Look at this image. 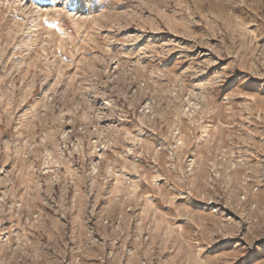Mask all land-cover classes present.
<instances>
[{
    "label": "rangeland",
    "instance_id": "1",
    "mask_svg": "<svg viewBox=\"0 0 264 264\" xmlns=\"http://www.w3.org/2000/svg\"><path fill=\"white\" fill-rule=\"evenodd\" d=\"M0 264H264V0H0Z\"/></svg>",
    "mask_w": 264,
    "mask_h": 264
}]
</instances>
